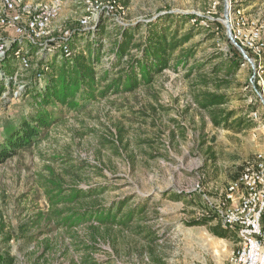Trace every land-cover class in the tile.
<instances>
[{
    "label": "rangeland",
    "instance_id": "rangeland-1",
    "mask_svg": "<svg viewBox=\"0 0 264 264\" xmlns=\"http://www.w3.org/2000/svg\"><path fill=\"white\" fill-rule=\"evenodd\" d=\"M2 1L0 21L5 12ZM61 1L54 5V0H22L20 12L14 13L26 23L55 8L50 11L57 17L52 31L59 37L73 34L74 52L103 43L100 70L111 66L120 25L138 26V40L144 41L149 24L173 15L180 34L190 32L193 37L176 54L184 58L181 64L176 60L152 85L109 95L82 112L67 114V120L49 129L40 144L0 164V227L5 226L0 264L7 255L14 257V264H81L92 254L83 247L91 245L86 228L73 230L72 236L65 229L43 225L37 232L46 231L34 242L17 238L21 222L48 211L43 185L52 176L62 180L65 190L99 192L98 210L115 212L117 205L127 202L120 217L135 210L128 228L102 230L106 240L97 244L93 264H231L238 235L218 238L211 225L222 224L220 213L230 187L264 150V53L259 58L240 43L234 45L229 26L240 11L249 21L247 31L259 28L264 42V0H120L125 8L122 17L118 21L101 17L86 35L79 32L80 22L93 0ZM99 26L106 34L98 31ZM17 37L12 28L0 24L5 57ZM23 42V49L31 51ZM58 44L31 51L34 69L42 56L51 61L59 52L61 57ZM228 61L241 62L232 76L221 67ZM21 73L23 82L31 85L33 72ZM38 79L39 87L44 86L42 76ZM19 87L18 95L11 89L15 96L0 99V142L5 127L27 113L30 96L22 97ZM207 91L227 95L230 101L224 108L247 114L254 128L241 133L216 128L196 103ZM256 112L261 117L257 122L250 118ZM177 195L182 198L175 201ZM204 218L212 219L209 226H190ZM9 236L13 239L6 242ZM50 239L52 250L45 252Z\"/></svg>",
    "mask_w": 264,
    "mask_h": 264
},
{
    "label": "trees",
    "instance_id": "trees-1",
    "mask_svg": "<svg viewBox=\"0 0 264 264\" xmlns=\"http://www.w3.org/2000/svg\"><path fill=\"white\" fill-rule=\"evenodd\" d=\"M175 20L172 15L158 18L155 23L149 24L145 29L144 41L138 40V26L126 28L124 24H119L120 35L111 48L113 54L111 66L103 70H100L104 56L103 43L100 41L98 44H90L85 49L74 52L71 48L74 47V41L71 40L70 50L73 52L71 58L62 55L60 57L59 52L51 61L43 59L42 56L41 62L35 69L29 54L39 48L38 45H30L26 41L28 46L32 47L33 52H31L23 49V41L13 43V49L0 63V99L7 96V93L15 96L16 93L12 94L10 91L11 89L17 91L20 85L19 88L22 90L20 94L22 97L30 96V100L26 106L27 113L5 127V138L0 142V164L40 144L49 129L67 120V114L82 112L92 102L107 99L109 95L133 93L141 86H150L158 75L171 69L176 60L178 65L181 64L184 58L176 54L182 51L184 44L193 36L190 32L181 35V30L174 24ZM98 31L106 34L105 28L101 26L98 27ZM54 36L59 37L58 34ZM20 50L25 51L30 61L28 70L33 72L31 85L22 80L21 72L25 70L22 71L21 68L20 71H16L15 68L16 65L21 67V61L17 57ZM221 67H224L227 76H232L238 72L241 62H223ZM16 74L19 75L16 82L8 79ZM41 76L45 85L39 87L37 81ZM6 79L8 82L5 85ZM30 87L33 89L31 90ZM229 101L227 95L211 91L202 92L196 99L199 109L210 115L216 128L236 133L253 129L254 124L249 121L247 114H239L238 111L224 108ZM43 189L48 199V211L29 217L28 221L21 222L17 227V238L25 243L34 242L41 233H44L46 229L44 232H39L43 225L45 228L51 225L57 230L65 229L66 234L72 236L73 230L86 228L89 231L87 239L91 245L90 247L83 245V247L93 254L98 251L97 244L100 240H106L102 230L111 231L114 226L128 228L135 219L136 213L132 209L120 217L128 202L117 205L118 209L115 212L112 208L98 210L96 207H100L99 192L84 191L79 188L65 190L62 180H57L54 176L48 178ZM181 198V195H177L173 199L177 201ZM211 221L210 218L195 220L190 226H209ZM4 230L5 226L0 227V237ZM211 232L221 239H228L231 233L235 234L233 229L225 228L221 223L211 225ZM12 239L9 236L6 242ZM87 239H83L82 244H86ZM53 243L51 239L46 241L45 252L52 250ZM92 254L85 255L81 264H93ZM1 261L3 264L15 262L14 257L10 255L1 258Z\"/></svg>",
    "mask_w": 264,
    "mask_h": 264
},
{
    "label": "built area",
    "instance_id": "built-area-1",
    "mask_svg": "<svg viewBox=\"0 0 264 264\" xmlns=\"http://www.w3.org/2000/svg\"><path fill=\"white\" fill-rule=\"evenodd\" d=\"M6 2L7 8H10L12 2ZM237 12L238 17L230 21L231 41L236 45L240 43L254 56L261 58L264 53L261 30L255 27L247 31L249 21L240 11ZM17 21L16 16L8 27L14 30L18 39L30 38L24 30L17 29ZM68 37L60 36L59 39ZM250 118L255 122L261 120L258 112L252 113ZM255 160L244 170L241 178L232 184L223 205V227L233 229L239 238L238 249L231 258V264H264V150L258 153Z\"/></svg>",
    "mask_w": 264,
    "mask_h": 264
},
{
    "label": "bare ground",
    "instance_id": "bare-ground-1",
    "mask_svg": "<svg viewBox=\"0 0 264 264\" xmlns=\"http://www.w3.org/2000/svg\"><path fill=\"white\" fill-rule=\"evenodd\" d=\"M6 1L12 2V6L10 8H7ZM23 2L22 0H3L2 3H3V7L5 8L4 10L5 12L3 14L4 16L2 17V20L0 21V24L3 27L7 28L11 20L16 19V16H17V19H18L17 29L24 30L25 33L28 34L30 37V38L18 39L17 40L18 42H22L26 40L30 44L38 45L39 51L42 50L43 47H47V45L49 46L55 43V46H56L57 42H59L58 46L61 47L62 56L71 58L73 56V52L70 50V42L73 37V34L71 35V33L66 32L64 35L62 33L63 36L69 35V37L65 39H59V37L56 38L54 36L55 34L52 31L51 24L55 22L54 20L57 17L55 18V15L53 14V12H50V11L55 10V8L52 7L53 8L52 10L50 11L46 10L44 11V13L42 11L40 13L38 12L39 14H37V16H34L33 20H29V22H27L28 21L27 20L26 23H23V18L21 17V15L14 13L15 11L20 12V11H17V9L22 7ZM61 2H62L61 0H55L54 5H59L61 4ZM124 10L125 8L123 5L120 4V0H93V3L88 10V15H86L85 19L80 22L81 28H79V32L87 33L90 31V29L96 28L98 26L96 22L101 17L102 18L112 17L113 19L118 21L122 17L121 14L124 13ZM93 25L95 26L92 27ZM15 42L16 41H14L13 43ZM5 55H6V52H4V49H1L0 50V63L5 59ZM17 57L21 61L20 68H22V71L30 69V61H29V58L25 55V51L23 50L18 51ZM18 77L19 75L16 74L13 78L8 77V79L10 81L16 82ZM16 93H17L16 95H18V92ZM221 211L222 212L220 213V218H221L222 225H223L224 211L223 209Z\"/></svg>",
    "mask_w": 264,
    "mask_h": 264
},
{
    "label": "crops",
    "instance_id": "crops-1",
    "mask_svg": "<svg viewBox=\"0 0 264 264\" xmlns=\"http://www.w3.org/2000/svg\"><path fill=\"white\" fill-rule=\"evenodd\" d=\"M40 1H41V0H40ZM42 1H44V0H42ZM54 1H55V0H54ZM69 6H70V5H69ZM71 6H72V5H71ZM73 6H75V5H73ZM73 6H72V8H73ZM67 8H68V7H67ZM67 8H66V9H67ZM72 8H71V9H72Z\"/></svg>",
    "mask_w": 264,
    "mask_h": 264
},
{
    "label": "water",
    "instance_id": "water-1",
    "mask_svg": "<svg viewBox=\"0 0 264 264\" xmlns=\"http://www.w3.org/2000/svg\"><path fill=\"white\" fill-rule=\"evenodd\" d=\"M234 45H236V44H234ZM238 46V45H237ZM242 49V48H241Z\"/></svg>",
    "mask_w": 264,
    "mask_h": 264
}]
</instances>
